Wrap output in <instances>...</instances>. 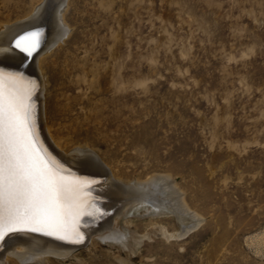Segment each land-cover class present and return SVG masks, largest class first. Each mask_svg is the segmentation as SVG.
I'll return each mask as SVG.
<instances>
[{"label":"rangeland","instance_id":"obj_1","mask_svg":"<svg viewBox=\"0 0 264 264\" xmlns=\"http://www.w3.org/2000/svg\"><path fill=\"white\" fill-rule=\"evenodd\" d=\"M40 2L0 0V33ZM65 9L67 36L39 60L45 139L124 184L169 175L203 222L183 232L171 213L134 208L115 222L125 246L91 234L65 259L5 251L0 264H264V0Z\"/></svg>","mask_w":264,"mask_h":264},{"label":"bare ground","instance_id":"obj_2","mask_svg":"<svg viewBox=\"0 0 264 264\" xmlns=\"http://www.w3.org/2000/svg\"><path fill=\"white\" fill-rule=\"evenodd\" d=\"M67 2L68 0H41L31 17L0 33V72L4 73L5 76L17 78L14 87L31 92L30 102L34 111L33 131L42 155L54 162L62 170V174L70 180L95 181L90 187L86 183L81 191L83 212L77 220L79 237L60 239L50 235L55 238L50 239L19 232L4 238L7 231L3 238H0V250L4 247V250L0 251V255L6 251L24 261H36L37 259L39 261V259H46L47 256L65 259L73 249L77 248L74 245H82L91 234L103 242H116L125 246L128 236L126 232L117 229L115 222L119 216L122 217L121 215L132 209L135 210L134 208L142 207L146 210L150 208V212L152 209V216H159L158 214H162V212L171 213L180 223L183 232L194 230L197 226L200 227L201 222H203L202 217L189 208L182 191L171 181L169 175L151 176L142 182L131 185L124 184L114 180V177H108L103 165L91 153L78 150V154L76 153L78 156L72 157L73 155L65 153L60 148L48 131L50 142L54 146L47 142L43 132L40 131L41 113L39 105L36 106L35 102L40 97L41 82H47L43 68L39 65V60L45 54L50 53L53 46L62 45L67 36L64 25ZM38 28H43L44 34L37 46L39 50L35 54L29 55L16 47V38L24 32ZM100 180H106V183L102 186L98 185ZM13 245L19 247L11 253L9 249L11 250ZM42 261L44 262V260Z\"/></svg>","mask_w":264,"mask_h":264},{"label":"snow or ice","instance_id":"obj_3","mask_svg":"<svg viewBox=\"0 0 264 264\" xmlns=\"http://www.w3.org/2000/svg\"><path fill=\"white\" fill-rule=\"evenodd\" d=\"M39 33L16 42L32 54ZM17 78L0 72V238L27 228L60 239L79 237L81 191L95 181L70 180L42 155L33 131L31 92L14 87Z\"/></svg>","mask_w":264,"mask_h":264},{"label":"water","instance_id":"obj_4","mask_svg":"<svg viewBox=\"0 0 264 264\" xmlns=\"http://www.w3.org/2000/svg\"><path fill=\"white\" fill-rule=\"evenodd\" d=\"M38 32L39 33V43L41 42V37L43 38V34H44V29L43 28H38V29H33V30H29L27 32H24L23 34H21L18 38H16L17 40L15 42H17L19 39H21L22 37L26 36V35H29L30 33H36ZM38 47H36L32 54H35L39 49H37ZM31 54V55H32ZM19 232H25V233H30V234H33V235H37V236H43V237H47V238H50V239H55L54 237L50 236V235H47V234H44V233H41V232H34V231H30L28 230L27 228H23L22 230H17V231H8L6 233V235L4 236V238L12 233H19ZM58 239V238H57Z\"/></svg>","mask_w":264,"mask_h":264}]
</instances>
